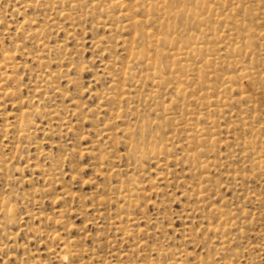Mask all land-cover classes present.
Instances as JSON below:
<instances>
[{"label":"rangeland","instance_id":"rangeland-1","mask_svg":"<svg viewBox=\"0 0 264 264\" xmlns=\"http://www.w3.org/2000/svg\"><path fill=\"white\" fill-rule=\"evenodd\" d=\"M177 3L0 0V264H264V0Z\"/></svg>","mask_w":264,"mask_h":264},{"label":"bare ground","instance_id":"bare-ground-1","mask_svg":"<svg viewBox=\"0 0 264 264\" xmlns=\"http://www.w3.org/2000/svg\"><path fill=\"white\" fill-rule=\"evenodd\" d=\"M103 1V0H102ZM168 1V0H167ZM174 1H176V2H178V3H187L188 1H190V0H174ZM228 1V0H227ZM169 2H171V1H169ZM177 3V4H178ZM100 4V3H99ZM176 4V3H175ZM200 4V3H199ZM169 4H167V6H168ZM179 5V4H178ZM194 6H195V3L193 4ZM164 7V6H163ZM173 7V6H172ZM169 8V7H168ZM176 8V7H175ZM192 8V7H191ZM92 9V8H91ZM170 9V8H169ZM169 9H167V10H169ZM197 9V8H196ZM206 9V8H205ZM147 10V9H146ZM182 10V9H181ZM170 11V10H169ZM191 11V10H190ZM152 12V11H151ZM166 12H168V11H166ZM176 12V11H175ZM195 12H197V11H195ZM204 12H206L205 10H204ZM178 13V12H177ZM190 13V12H189ZM194 13V12H193ZM166 14V13H165ZM190 15V14H189ZM197 15V14H196ZM179 16H181V15H179ZM105 17V16H104ZM168 17V16H167ZM223 17V16H222ZM190 18V17H189ZM188 18V19H189ZM175 20V19H174ZM189 21V20H188ZM241 21V20H240ZM241 23H243V22H241ZM172 24V23H171ZM182 26V25H181ZM168 27V26H167ZM243 27V26H242ZM163 28V27H162ZM169 28V27H168ZM179 29V28H178ZM177 29V30H178ZM170 33V32H169ZM174 34H178V33H174ZM150 35H152V34H150ZM160 35V34H159ZM237 35V34H236ZM166 37H168V36H166ZM165 37V38H166ZM184 37V36H183ZM165 38H161V39H165ZM192 39H194V37L192 38ZM138 40H140V39H138ZM193 41V40H192ZM44 42V41H43ZM240 44V43H239ZM42 45V44H41ZM186 45H187V43H186ZM241 45V44H240ZM160 46H162V45H160ZM249 46V45H248ZM149 47V46H148ZM163 47V46H162ZM174 47V46H173ZM174 49H175V47H174ZM196 49V48H195ZM182 50V49H181ZM149 54V53H148ZM147 54V55H148ZM224 55V54H223ZM140 56V55H139ZM174 57V56H173ZM239 57V56H238ZM233 59V58H232ZM182 60V59H181ZM234 61V60H233ZM157 63V62H156ZM160 63V62H159ZM166 63V62H165ZM149 65H150V63H149ZM181 71V70H180ZM186 71V70H185ZM174 72H176V73H178V70H175ZM116 73V72H115ZM169 74H174L173 72H169ZM150 75H151V77H152V83H158V84H160V82H161V79L163 78V75H164V73L162 72V70H160V69H157V68H153L152 70H151V73H150ZM229 75V74H228ZM252 75V72L249 70V69H242V70H240V74L237 76V77H227L225 80H224V82L222 83V85H221V94L220 95H218V99H217V101H216V108H214L213 110L215 111V112H221L222 110H220V109H218L219 107H225L226 106V104H227V98L224 96V94L223 93H225L226 92V90H232L233 89V87L234 86H236V85H238V84H240V85H244V84H246L247 82H248V79H249V77ZM8 77V76H7ZM145 77H147V76H145ZM178 77V76H177ZM176 77V79H178ZM197 77L199 78L200 77V74H197ZM130 80V79H129ZM44 83V82H43ZM195 84V83H194ZM257 87V86H256ZM155 89V88H154ZM175 89V93L176 94H181V93H184V90H185V88L181 85V83H178L177 85H176V87L174 88ZM156 90V89H155ZM36 92V91H35ZM250 92H247V91H240V95H241V97L242 98H244L245 100H250V98H251V96H250ZM212 95V94H211ZM234 95V94H233ZM166 98V97H165ZM175 101H177V100H175ZM170 103V102H169ZM168 103V104H169ZM244 103V102H243ZM248 103V102H247ZM150 105V104H149ZM210 105V104H209ZM249 107V106H248ZM53 110V109H52ZM151 110V109H150ZM38 112V111H37ZM54 112V111H53ZM212 112V111H211ZM223 112V111H222ZM221 112V113H222ZM26 115L27 114H23V116L24 117H26ZM40 115V114H39ZM28 117V116H27ZM113 117V116H112ZM155 118V117H154ZM210 119V118H209ZM22 120H23V117H22ZM146 120V119H145ZM190 120V119H189ZM203 120H201V122H202ZM207 121H209V120H207ZM14 122V121H13ZM12 123V122H11ZM28 123L29 122H27V120L25 121V118H24V120L23 121H21L20 123H19V132H20V135H24L25 134V132L27 131V127H28ZM168 123V122H167ZM174 123V122H173ZM157 125V124H156ZM185 125L186 126H188L189 124L188 123H186L185 122ZM209 125H210V129L211 128H213V129H215V128H217L218 126L214 123V121H209ZM222 125V124H221ZM246 125V123L245 122H243V126H245ZM139 128H138V131H139V136L140 137H144V135H145V132H146V129L149 127V123L147 122V121H144V120H142V122H141V124L138 126ZM160 129V128H159ZM192 132L190 133V135H188V137H193L194 139H197L198 141H200V142H205V143H208V145L206 146V148L205 149H200L199 151H198V153L197 154H195V155H193V159L195 160V161H198V163H200V158L204 155V154H208L210 151H213V146H214V143H215V139L213 138V135H215V132H210V134H208L207 133V130H205L204 128H200V127H196L195 129H190ZM213 131H215V130H213ZM224 132V131H223ZM129 137H130V135H129ZM244 137V136H243ZM245 138V137H244ZM223 143V142H222ZM197 144V143H196ZM238 145H240L241 144V149H240V151H241V153L243 154V156L244 157H247V158H249L248 159V161H249V163H250V166L251 167H253L254 169H260L261 167H262V165L264 164V159H263V156H262V154L260 153L261 151H259L258 150V148H257V146H256V142H253V141H244L243 143H237ZM222 146V145H221ZM131 147H132V150H135L134 151V153H138V157L139 158H141L143 155H145L144 153H145V149H148V146L143 142V141H141V143H132V145H131ZM223 147V146H222ZM224 148V147H223ZM151 147L149 148V151H153V149H151ZM181 158V157H180ZM225 158H226V156H225ZM243 158V157H242ZM145 159V158H144ZM202 163V162H201ZM228 165H230V164H228ZM220 165H218V167H219ZM217 167V168H218ZM207 170V169H206ZM211 172V171H210ZM233 173V172H232ZM173 175V174H172ZM116 176V175H115ZM133 176V175H132ZM212 178V177H211ZM213 179V178H212ZM126 187V186H125ZM246 188H248V187H246ZM134 189H136V187L135 188H133V187H128V188H126V190H125V194H127L126 195V199H128V198H130L131 196H133L134 195V193L133 192H135L134 191ZM141 189V188H140ZM238 190V189H237ZM123 192V191H122ZM141 195H142V192H141ZM195 195H196V197L200 200H204V198H203V196L201 195V192H197V193H195ZM124 198H125V196H124ZM122 199V198H121ZM258 199V198H257ZM189 200V199H188ZM128 201L129 202H131V200L130 199H128ZM240 205V204H239ZM198 206H199V203H198ZM213 211L214 212H219V214L220 215H223V216H225V212H223L221 209H219V208H215V209H213ZM255 212V211H254ZM262 212V211H261ZM259 215V214H258ZM222 216V217H223ZM227 220V218H221L220 219V224H219V228H217L216 226L214 227V226H211V225H209L208 226V229L209 230H211L212 231V233H214L215 235H217L221 240H220V242H221V245H223L224 243H225V241L223 240V229H224V226H227V225H229V226H231L232 225V223H229L228 221H226ZM241 222V221H240ZM237 227V226H236ZM242 229V228H241ZM234 230V229H233ZM204 234L206 233V232H203ZM210 233V232H209ZM55 235V234H54ZM211 236V235H210ZM52 237H54V236H52ZM211 237H213V236H211ZM226 238V237H225ZM207 242L209 243V241L207 240ZM231 242V241H230ZM232 245V244H231ZM241 245V244H240ZM223 251V250H222ZM93 261V260H92Z\"/></svg>","mask_w":264,"mask_h":264}]
</instances>
